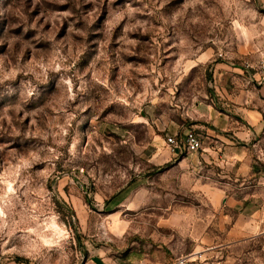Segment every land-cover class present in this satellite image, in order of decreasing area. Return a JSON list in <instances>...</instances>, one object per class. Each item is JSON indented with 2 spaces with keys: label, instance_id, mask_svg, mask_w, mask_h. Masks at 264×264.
I'll use <instances>...</instances> for the list:
<instances>
[{
  "label": "clouds",
  "instance_id": "1",
  "mask_svg": "<svg viewBox=\"0 0 264 264\" xmlns=\"http://www.w3.org/2000/svg\"><path fill=\"white\" fill-rule=\"evenodd\" d=\"M0 264H264V0H0Z\"/></svg>",
  "mask_w": 264,
  "mask_h": 264
}]
</instances>
